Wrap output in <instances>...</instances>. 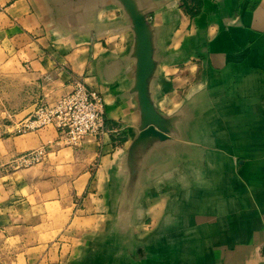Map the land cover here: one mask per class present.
<instances>
[{"label": "crops", "instance_id": "obj_1", "mask_svg": "<svg viewBox=\"0 0 264 264\" xmlns=\"http://www.w3.org/2000/svg\"><path fill=\"white\" fill-rule=\"evenodd\" d=\"M136 2L153 31L152 99L172 130L132 164L142 116L122 2L0 0V66L21 87L11 131L74 80L106 104V130L78 147L56 145L53 127L8 137L13 156L51 149L0 175V227L46 226L38 207L62 227L0 264H264V0Z\"/></svg>", "mask_w": 264, "mask_h": 264}, {"label": "built area", "instance_id": "obj_2", "mask_svg": "<svg viewBox=\"0 0 264 264\" xmlns=\"http://www.w3.org/2000/svg\"><path fill=\"white\" fill-rule=\"evenodd\" d=\"M106 104L103 95L84 81L74 80L72 90L53 102L37 106L35 113L18 123L25 134L52 125L58 145L78 147L87 137L97 138L106 130ZM46 147L30 152L27 161H39Z\"/></svg>", "mask_w": 264, "mask_h": 264}, {"label": "rangeland", "instance_id": "obj_3", "mask_svg": "<svg viewBox=\"0 0 264 264\" xmlns=\"http://www.w3.org/2000/svg\"><path fill=\"white\" fill-rule=\"evenodd\" d=\"M19 88L21 87L18 86V80L15 79L14 74L13 76H10L9 66H0V175H10L16 170L19 171L28 166L42 162L45 155L51 149L47 146H41L34 149L38 150L46 147L44 155L41 156L39 161L34 162L27 161L30 152L34 150L28 151L20 156H13L8 152L9 146L12 144L8 140V137H10V135L15 136L21 134L17 132L18 128L13 131L10 129V125L14 124L16 118L15 116H12V110L9 108L8 104L9 95L12 94L13 96L16 89ZM35 110L24 118L34 114ZM22 120H18V123ZM46 127L54 128V126L48 125L37 130ZM28 133H32V131ZM58 146L68 147L65 145ZM22 212L25 213L24 211ZM33 219L34 224L38 222L40 223L43 220L46 223V226H15L16 229L14 230H4L3 227H0L3 229V231H0V257L22 253L34 246L41 245L42 243L56 241L59 235V228L62 226H58V221L53 215H50V219H47L46 215L42 216V211L38 207L33 210ZM25 227H27V229Z\"/></svg>", "mask_w": 264, "mask_h": 264}, {"label": "water", "instance_id": "obj_4", "mask_svg": "<svg viewBox=\"0 0 264 264\" xmlns=\"http://www.w3.org/2000/svg\"><path fill=\"white\" fill-rule=\"evenodd\" d=\"M130 17L136 36L135 58L137 59L134 92L137 94L142 121L140 133L133 142L129 159L133 164L139 148L156 140L170 138L172 120L165 117L155 106L151 94V81L157 69L153 31L146 14L136 0H120Z\"/></svg>", "mask_w": 264, "mask_h": 264}]
</instances>
